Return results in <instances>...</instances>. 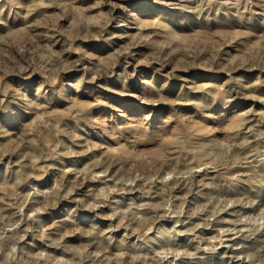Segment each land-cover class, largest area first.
<instances>
[{
    "label": "rangeland",
    "instance_id": "rangeland-1",
    "mask_svg": "<svg viewBox=\"0 0 264 264\" xmlns=\"http://www.w3.org/2000/svg\"><path fill=\"white\" fill-rule=\"evenodd\" d=\"M0 264H264V0H0Z\"/></svg>",
    "mask_w": 264,
    "mask_h": 264
},
{
    "label": "bare ground",
    "instance_id": "bare-ground-1",
    "mask_svg": "<svg viewBox=\"0 0 264 264\" xmlns=\"http://www.w3.org/2000/svg\"><path fill=\"white\" fill-rule=\"evenodd\" d=\"M240 232H241V230H240ZM240 232H239V233H240ZM237 233H238V232H237ZM239 233H238V234H239Z\"/></svg>",
    "mask_w": 264,
    "mask_h": 264
}]
</instances>
